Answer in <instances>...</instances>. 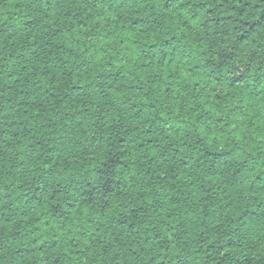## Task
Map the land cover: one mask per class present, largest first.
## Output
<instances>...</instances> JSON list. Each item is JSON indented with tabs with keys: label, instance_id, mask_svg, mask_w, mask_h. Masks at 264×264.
<instances>
[{
	"label": "trees",
	"instance_id": "obj_1",
	"mask_svg": "<svg viewBox=\"0 0 264 264\" xmlns=\"http://www.w3.org/2000/svg\"><path fill=\"white\" fill-rule=\"evenodd\" d=\"M0 264H264V0H0Z\"/></svg>",
	"mask_w": 264,
	"mask_h": 264
}]
</instances>
